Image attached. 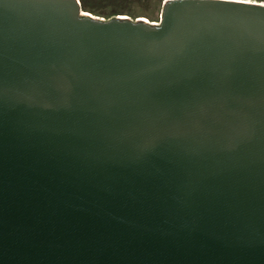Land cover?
Wrapping results in <instances>:
<instances>
[{"label": "water", "instance_id": "95a60500", "mask_svg": "<svg viewBox=\"0 0 264 264\" xmlns=\"http://www.w3.org/2000/svg\"><path fill=\"white\" fill-rule=\"evenodd\" d=\"M0 264H264V2L0 0Z\"/></svg>", "mask_w": 264, "mask_h": 264}, {"label": "trees", "instance_id": "16d2710c", "mask_svg": "<svg viewBox=\"0 0 264 264\" xmlns=\"http://www.w3.org/2000/svg\"><path fill=\"white\" fill-rule=\"evenodd\" d=\"M158 1L163 5L165 0ZM147 2L148 0H81L84 10L91 11L94 15L105 19L122 13H128L132 19H136L138 15L132 10V4L144 7Z\"/></svg>", "mask_w": 264, "mask_h": 264}, {"label": "rangeland", "instance_id": "374dc122", "mask_svg": "<svg viewBox=\"0 0 264 264\" xmlns=\"http://www.w3.org/2000/svg\"><path fill=\"white\" fill-rule=\"evenodd\" d=\"M252 1L264 2V0H252ZM162 6L163 5L160 4L158 0H148V2L144 4L145 8L140 7V5H137V4H132L131 8L134 12L137 13L138 15L137 18L146 17L151 22H160ZM124 14H128V13H124Z\"/></svg>", "mask_w": 264, "mask_h": 264}]
</instances>
